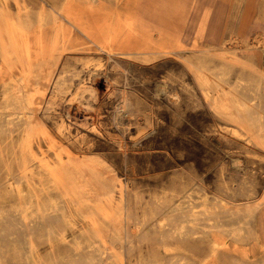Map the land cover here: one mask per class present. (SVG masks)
<instances>
[{"label":"bare ground","instance_id":"bare-ground-1","mask_svg":"<svg viewBox=\"0 0 264 264\" xmlns=\"http://www.w3.org/2000/svg\"><path fill=\"white\" fill-rule=\"evenodd\" d=\"M6 1L0 0V241L6 244L0 245V251L3 248L7 253L22 254L28 263L35 264H124V250L137 248L140 253L142 245L154 239L163 246L168 239L176 244L201 240L207 241L209 253L203 250L198 260L184 259L175 245L174 253H165L159 259L152 257L143 264H217L214 257L219 255L224 237L242 242L249 232L254 201L214 198L211 204H195L190 202L191 194L181 195L176 201L174 196L161 201L155 198L149 210L137 216L132 203L139 197L126 199L113 167L101 156L86 154L91 144L83 136H72L67 123L58 119L61 115L54 108L56 98L58 103L75 99L67 98V83L71 73H80L69 68L67 57L62 59L64 51L77 50L69 44V28L84 33L92 49L113 59L115 67L121 60H135L150 48L151 33L141 42V21L134 9L120 31L112 28L113 23L107 26L105 20H99L91 11L93 6L84 12L73 0L52 2L48 8L45 0L32 3L36 5L33 7L26 0H13V9L7 7ZM156 15L146 11L150 19ZM157 22L163 26L161 32L169 36L170 22ZM92 26L101 32V37L93 35ZM204 53L211 54L210 50ZM195 59L196 63H187L209 108L253 129L251 136L264 147V104L258 92L264 85L245 78L230 83L228 62L222 61L211 69L206 56ZM233 60L239 62L236 57ZM251 72L258 73L264 81V69L252 66ZM93 75L96 73L89 72L88 79ZM84 79L87 78H78L77 88L98 98L92 84ZM73 103L76 107L83 104ZM126 105L125 97H120L116 110L123 112ZM115 192L119 193L116 200ZM8 195L16 201L10 205V212L1 205ZM79 216L87 218L90 226L96 225L97 219L107 221L100 223V229L94 227L90 236L84 230L80 233H85L83 239L79 234L66 240L64 226L74 225L70 219ZM45 242L50 247L41 263L39 244ZM221 252V256L232 257L228 248ZM0 264H5L1 256Z\"/></svg>","mask_w":264,"mask_h":264},{"label":"rangeland","instance_id":"rangeland-1","mask_svg":"<svg viewBox=\"0 0 264 264\" xmlns=\"http://www.w3.org/2000/svg\"><path fill=\"white\" fill-rule=\"evenodd\" d=\"M26 1L32 7L36 6L34 2H43ZM45 1L48 8L52 2L61 0ZM73 1L84 12L93 6L91 11L99 20H105L107 26L113 23L112 28L120 31L134 9V15L141 21V42L147 33H151V42L148 43L150 48L138 54L135 60H121L114 67L113 59L92 49L84 33L69 28L72 34L69 44L77 50L64 51L62 59L67 57L69 68L79 71V77L87 78L84 82L92 84L98 98L78 89L79 77L71 73L66 94L67 98L75 99L70 102L62 99L63 102L58 103L56 98L54 108L61 115L58 119L67 123L72 136H83L91 144L86 154L101 156L113 167L126 199L139 197V201L132 203L137 216L148 211V205L155 198L161 201L174 196L173 201H176L181 195L191 194L190 202L195 204H211L214 198L254 201L256 208L248 219L249 232L244 240L236 243L224 237L219 255L213 257L217 264H264V147L251 136L253 129L223 118L209 108L187 63H196L198 55L206 56L211 69L222 61L228 62L230 83L245 78L263 86L260 75L251 70L252 66L264 69V0ZM5 3L11 9L15 7L13 0ZM146 11L157 15L150 19ZM156 20L162 24L170 22L169 36L161 32L163 26ZM91 28L95 37L102 36L95 26ZM206 50L211 54H205ZM235 57L239 62H234ZM89 72L96 75L88 79ZM258 92L264 104V89ZM120 97L126 99L123 112L116 110ZM73 102L83 104L76 107ZM118 194L114 193V200ZM6 199L1 205L10 212L15 197L8 195ZM66 208L73 210L69 204ZM70 221L74 225L64 226L66 240L84 230L90 236L96 230L94 227H101L100 223L107 220L97 219V226H90L87 218L81 216ZM83 234L79 235L80 239ZM166 243L163 246L154 239L143 244L140 253L137 248L124 250V264H143L152 257L159 259L165 253H174L175 245L179 246L177 252L184 259L198 260L203 250L209 253L207 241L188 240L176 244L168 239ZM0 245H6L5 241H0ZM48 247L49 242L39 244L41 263ZM225 248L231 251L232 257L220 255ZM0 256L5 264H35L28 263L24 255L7 253L3 248Z\"/></svg>","mask_w":264,"mask_h":264}]
</instances>
